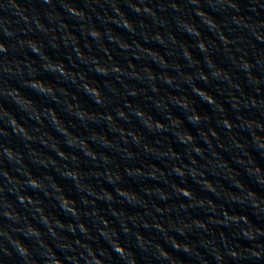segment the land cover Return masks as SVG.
Segmentation results:
<instances>
[{
  "label": "clouds",
  "instance_id": "9594fccd",
  "mask_svg": "<svg viewBox=\"0 0 264 264\" xmlns=\"http://www.w3.org/2000/svg\"><path fill=\"white\" fill-rule=\"evenodd\" d=\"M43 2L50 4L52 0H43ZM111 2L116 3V0H111ZM200 2L202 0H188V3L193 6ZM64 3L67 4L64 11L69 16L84 17L86 15L83 9L75 8L71 0H64ZM173 8L179 11L178 4L174 3ZM132 10L139 13L141 7L140 5H135ZM114 11L118 15H123L118 5ZM144 11L155 15L153 10L147 5H145ZM196 15L203 16L206 13L204 10L198 9ZM24 19L27 20L28 18L24 17ZM109 19L115 23L114 18L110 17ZM242 19V17H233L237 25L241 23ZM208 23L214 24L215 21L209 20ZM59 24L61 27H68L63 19L59 21ZM141 25L143 26V22H141ZM37 26L47 31V27L39 21ZM79 26L84 28L82 23ZM117 26H122L129 32L134 31L133 23L126 16L122 21V25ZM111 31L112 29H106L102 33L101 29L92 26L88 29V36L93 40H99L102 34H107ZM185 35L199 37L195 42L197 50H208L200 29L190 27ZM218 38L226 45L231 43L228 36L223 34V31H221ZM108 39L110 42L119 41V46L122 50H128L131 47L129 43L121 40L117 35H109ZM156 39L161 40L163 37L160 33H156ZM171 39L173 43L176 42L175 34L172 35ZM19 43L22 45L24 41L21 40ZM28 44L30 49L36 53L35 59H42L47 62V66H41L43 75L41 74V69L36 68L34 59L19 61L17 71L24 74L27 69L28 74L32 78L24 80L21 86L8 85L7 90L21 94L23 99L29 104L34 103L32 96L28 95L30 93L45 94L52 98L53 104L59 99L56 95L57 91L63 96L69 97L67 108L75 110V117L72 123L73 125L78 124L87 134V138L75 134L67 126H62L63 133L72 137L71 141L66 142V146L72 148L76 143L82 146L79 152H67L64 148L57 146V155L64 161V164L60 166L62 170L57 175L60 180L72 181L73 195L67 194L64 185L60 183L56 175L48 174L46 177L40 178L31 171L23 173L25 180L23 182L17 181V183H21V187L13 191L16 195V202L20 205H32L35 213L42 216L45 226L54 224L62 230L67 229L71 232H75L78 229L81 235L86 237L83 241L77 239L74 245L64 244L61 246L64 249L73 250V254L68 258L69 264H80L82 259L84 264H108V258L113 257L114 254L120 260H124L127 257L130 264H138L135 253L121 243V233L127 235L132 231L128 226L127 220L121 222L119 230L115 227L114 222L118 221L121 215L124 214V209L117 205L131 206L132 201L139 202L142 199L147 204V200L144 198L155 194H159V198L167 202L172 199V194L175 193L178 200L177 207L181 210H186L189 207V202L197 195L194 189L186 186V184L189 181L196 183L194 174L197 172L195 167L198 164L197 156L203 158L205 150L211 145L212 140L219 138L218 128H223L229 134L233 146L245 149L249 155H251V151L246 149V142L250 141L253 144L264 143V118L253 119L244 115L245 109L250 111L252 108L259 106L260 102L256 97L253 96L242 101L241 97L232 95L229 98L231 101L229 107L236 114V117L235 119L230 118L227 115V108L217 101V97L208 91L206 87H201V84L210 82L209 73L204 71L203 68L199 70L198 75H194L191 71L184 72L177 65V68H180L183 73L185 83L188 80L191 81L188 88L191 90L192 97L190 98L186 91H181L182 85L180 84H175L174 90L164 95L160 86L153 83L150 88L152 95L148 97V103L151 108L148 109L143 105H133L132 103V99L138 97L145 90L130 87L125 82L126 76L134 80L139 78L140 73L136 70V65L129 62L127 67H124L113 61L111 52L106 47L102 51H104L108 61H111L110 66L101 64V57L99 56H88L87 60L91 64L90 71L92 73V76L89 77L84 72L70 71L63 60H53L49 53L43 51L36 41L29 40ZM137 47H140V45L137 44ZM74 51L78 59H84L85 53L81 50L78 41ZM0 52H8V46L2 42H0ZM181 54L186 60L191 61L193 66L199 63L193 57V53L187 44L183 46ZM240 59L242 61L241 68L246 70V78L258 81L259 78L254 77L251 71L253 67L252 61L243 56ZM160 60L161 64L166 67L168 64L167 59L161 55ZM72 63L74 64L75 62L73 61ZM212 63L211 57H208L205 61L206 66ZM8 71H11V69H8ZM145 71L149 73L150 80L162 79L166 86H172L175 81L172 75L165 74L164 69L161 70L159 77L150 67H146ZM110 76L111 78H109ZM46 77L48 82H46ZM56 77L70 78L68 83L73 85L79 83V88L74 92H70L67 86L62 85L57 89L54 84ZM97 77H103L104 79L101 82ZM225 79L229 85L236 90H240L241 86L234 83L230 75H226ZM101 83L104 89L111 93L112 96L123 94L124 102L110 106L111 99L105 95L104 90L99 86ZM0 87H4V85L0 84ZM121 89L124 90L123 93H121ZM257 92H259V88H257ZM196 101L209 106L212 111L219 114L215 125L212 124V114L202 112ZM88 103H91L99 111L90 109ZM0 108L3 109V115L9 118L8 122L13 126V133L18 131L23 134V138L28 140L34 138L27 127L20 123L16 112L3 105H0ZM44 111L52 116L55 123L62 124V119L55 107L45 105ZM84 117H88L87 122L84 121ZM35 122L43 124V117L38 114ZM4 131L6 130L0 127V132ZM145 133L154 137L151 143L148 142ZM241 135H243V139L240 138ZM198 137L200 138L199 143L197 142ZM97 139L103 140V143L99 146L101 151H97L92 147ZM130 143L131 147L128 146ZM114 145L117 147L118 160H114V154L108 151ZM177 145L184 149L183 153L177 150ZM3 152L9 158L14 155L10 146H4ZM16 155L18 162H22L19 154ZM185 156L188 157L187 162H185ZM82 158L91 162V168L84 169L81 167ZM150 160L151 162H149ZM157 161H163V166ZM224 163L227 165L228 160H224ZM41 164H44V161H41ZM51 164L54 166L55 171L58 164L57 160L51 159ZM255 171H261L259 165H257ZM157 174L164 177V180H158ZM3 176L9 181L16 180V178L10 176L7 170L3 171ZM173 177L175 179H172ZM201 177L202 183L198 186L203 187L206 185L208 189H213L212 182L203 179L202 173ZM46 181L50 183H46ZM146 181H154L155 186H148ZM164 182H167L168 187L172 190L171 192H166L164 187L161 186ZM129 185H132V187ZM37 191L40 193V198L33 195V192ZM53 192L57 194L55 199L59 205L60 212L68 213L73 219L81 216L88 219L95 218L93 225L86 224L83 219H80L78 223L67 224L59 217L49 219L44 207V198H52ZM141 192L143 196H141ZM247 194L249 196L257 195L254 190H249ZM240 202L242 201L239 198L234 200V203ZM5 203L9 210L5 211L4 215L13 220L16 227L12 231L0 228V237L7 241V244L0 241V262L3 261L4 257H12L15 254L20 258L22 264H40L37 259V253L33 251L31 245L34 244L37 250L42 246L51 250V246L47 245L43 238L44 232L26 217H22L19 212L13 211L14 205L11 202L5 201ZM198 203L203 206L204 200L200 199ZM78 204L80 205L79 207L77 206ZM207 204L212 211V214L208 217L209 221L219 224L222 228L233 227L234 240L245 239L255 244L260 237H264V228L253 224L247 213L229 212L227 208H224L220 210L219 217H217L215 215L217 210L215 201L209 199ZM259 204V199L253 201L254 208L258 207ZM100 205H104V207L102 208ZM163 211L164 209L156 205L157 213L163 214ZM226 220L230 223L226 224ZM96 222H98V227ZM191 223L198 228L207 229V224L200 219H193ZM154 227L158 231L164 230V225L159 223L158 220L155 222ZM93 228L95 231H93ZM47 231L53 235L56 234L55 229L52 227H47ZM177 232L178 234H184L183 228H178ZM13 233H16V235H13ZM32 237L36 239L32 240ZM97 239L101 241L100 248L93 247V244L89 242ZM136 239L144 241L145 237L141 232H137ZM173 239L175 238L173 237ZM221 239L227 246L228 240L223 232H221ZM148 243L151 242L149 241ZM76 246H80L83 251L75 253L74 249ZM173 247L175 249L183 247L186 251L189 249V245H181L178 241L173 244ZM157 248L160 249L161 256L168 257L169 254L166 249H163L160 245H157ZM243 253H247L257 259L261 257L258 246L243 247L237 243L228 248V254L233 259L239 258ZM52 255L56 256V253L53 252ZM53 264H65V262L57 257Z\"/></svg>",
  "mask_w": 264,
  "mask_h": 264
}]
</instances>
